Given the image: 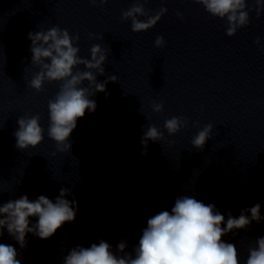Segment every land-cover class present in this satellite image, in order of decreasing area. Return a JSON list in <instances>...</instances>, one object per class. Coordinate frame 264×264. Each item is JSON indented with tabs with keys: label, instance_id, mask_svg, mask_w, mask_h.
<instances>
[{
	"label": "clouds",
	"instance_id": "9594fccd",
	"mask_svg": "<svg viewBox=\"0 0 264 264\" xmlns=\"http://www.w3.org/2000/svg\"><path fill=\"white\" fill-rule=\"evenodd\" d=\"M90 2L95 5L97 0ZM107 2L108 0H99L100 4ZM147 2L148 0H135L130 8L122 11V22L130 20L134 33L154 27L167 12L166 8L161 7L150 15L144 7ZM194 2L201 4L211 16L225 20L226 34L230 37L238 29L248 26L251 11L254 10L259 17L264 9V0H254V9L248 6L247 0ZM89 37L102 39L94 34H89ZM28 39L31 41V64L39 68L28 86L41 92L45 82H59L58 92L47 102V136L55 142L58 152H69L72 147L69 137L77 126V120L83 118L86 111L96 110V102L90 96L106 92L107 83L118 79L111 75L108 80L97 82V75L105 73L103 65L107 62L111 49L106 50L99 44H94L90 48L91 58H81L78 55L79 47L74 46L80 40L79 34L73 36L68 30L58 26L46 31L29 32ZM164 43L162 36L155 40L156 47H163ZM255 43H260L259 38ZM80 65L85 70H80ZM84 81L89 82L87 87L82 86ZM152 108L154 112H162L163 104L153 103ZM40 121L39 113L18 118L19 128L14 132L17 148H37L42 143L45 129ZM186 126L187 119L184 117H172L164 122L169 136ZM212 131V124H207L198 131L191 141L193 147L202 150L206 141L211 138ZM163 139L164 133L155 125L148 126L141 139L144 146L141 154L147 155L149 140L155 142ZM2 192L0 185V193ZM70 195H73L72 190L62 187L54 200L45 195L30 200L27 195H22L0 203V237L4 236L6 230L23 252L28 247L29 233L42 240L51 238L65 223L76 219L77 205L74 196L72 200L65 198ZM32 217L38 218L35 223L30 220ZM262 220L264 216H261V203L241 209L238 217L228 210L226 218L215 204H205L195 195L184 194L175 198L170 211L162 210L147 219L138 243L132 245L130 252L127 237L121 238L115 249L106 239L101 238L88 247L77 245L69 248L63 257V264H239L235 244L226 242L223 237L229 233L235 235V230L247 229L253 221L260 223ZM23 252L12 244L0 243V264H22ZM248 252L246 264H264V237L256 238L255 247L249 248Z\"/></svg>",
	"mask_w": 264,
	"mask_h": 264
}]
</instances>
